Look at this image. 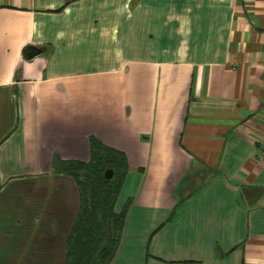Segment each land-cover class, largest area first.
Returning <instances> with one entry per match:
<instances>
[{
	"label": "crops",
	"instance_id": "0c3cea01",
	"mask_svg": "<svg viewBox=\"0 0 264 264\" xmlns=\"http://www.w3.org/2000/svg\"><path fill=\"white\" fill-rule=\"evenodd\" d=\"M90 140L107 264H264V0H0V264H68Z\"/></svg>",
	"mask_w": 264,
	"mask_h": 264
},
{
	"label": "trees",
	"instance_id": "16d2710c",
	"mask_svg": "<svg viewBox=\"0 0 264 264\" xmlns=\"http://www.w3.org/2000/svg\"><path fill=\"white\" fill-rule=\"evenodd\" d=\"M89 160L59 167L74 182L79 208L65 246L68 264H107L116 250L128 207L116 213L114 203L127 173L125 156L95 140L89 141ZM110 171V179L104 172Z\"/></svg>",
	"mask_w": 264,
	"mask_h": 264
},
{
	"label": "water",
	"instance_id": "95a60500",
	"mask_svg": "<svg viewBox=\"0 0 264 264\" xmlns=\"http://www.w3.org/2000/svg\"><path fill=\"white\" fill-rule=\"evenodd\" d=\"M33 56H35V54L34 53H31V54H29V55H27V56H25L27 59H31ZM111 172L110 171H105L104 172V177H105V179H110V177H111Z\"/></svg>",
	"mask_w": 264,
	"mask_h": 264
},
{
	"label": "built area",
	"instance_id": "2783aa9c",
	"mask_svg": "<svg viewBox=\"0 0 264 264\" xmlns=\"http://www.w3.org/2000/svg\"><path fill=\"white\" fill-rule=\"evenodd\" d=\"M261 154L262 155L264 154V143H262V151H261Z\"/></svg>",
	"mask_w": 264,
	"mask_h": 264
}]
</instances>
